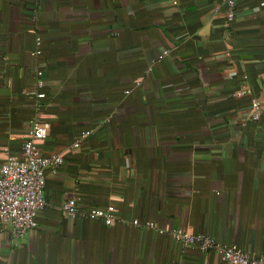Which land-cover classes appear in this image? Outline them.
<instances>
[{
    "label": "crops",
    "instance_id": "0c3cea01",
    "mask_svg": "<svg viewBox=\"0 0 264 264\" xmlns=\"http://www.w3.org/2000/svg\"><path fill=\"white\" fill-rule=\"evenodd\" d=\"M232 1L229 22L222 0H0V166L33 121L62 159L36 227L0 230V264H222L174 229L264 259V0Z\"/></svg>",
    "mask_w": 264,
    "mask_h": 264
},
{
    "label": "built area",
    "instance_id": "2783aa9c",
    "mask_svg": "<svg viewBox=\"0 0 264 264\" xmlns=\"http://www.w3.org/2000/svg\"><path fill=\"white\" fill-rule=\"evenodd\" d=\"M228 11V21L233 17L234 2L232 0H222L221 3ZM39 44L40 39L36 38ZM42 66L36 69V87L42 90L44 82L40 79ZM238 97L249 98L251 108V119H260L261 106L250 90L242 88ZM36 99H44L45 95L40 91L35 95ZM49 124L42 121L30 123L27 135L22 145L23 160L19 161L8 157L0 166V230L7 228L14 239L24 237L28 232L36 227L38 214L45 208L44 189L46 184L45 172L50 170L56 172L62 159L58 156L44 157L34 146L37 140L45 139L48 135ZM89 132L83 133L86 137ZM75 147L78 144H74ZM63 210L71 217L78 216L89 220L99 221L107 227L115 225L113 207H101L79 212L76 208L75 200L68 201ZM134 226H139V222L134 220ZM145 227L153 229V223H146ZM160 233H162L160 231ZM168 236L181 243L183 246L196 247L201 253H216L222 264H264V259H252L243 252L236 244H223L213 238L199 234L196 236L186 233L182 229H174Z\"/></svg>",
    "mask_w": 264,
    "mask_h": 264
}]
</instances>
